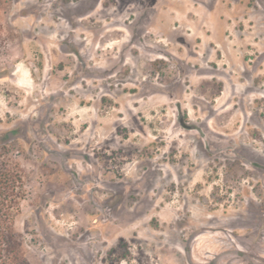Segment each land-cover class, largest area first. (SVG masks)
Wrapping results in <instances>:
<instances>
[{
    "label": "rangeland",
    "instance_id": "obj_1",
    "mask_svg": "<svg viewBox=\"0 0 264 264\" xmlns=\"http://www.w3.org/2000/svg\"><path fill=\"white\" fill-rule=\"evenodd\" d=\"M3 146L31 264H264V0H0Z\"/></svg>",
    "mask_w": 264,
    "mask_h": 264
},
{
    "label": "trees",
    "instance_id": "obj_2",
    "mask_svg": "<svg viewBox=\"0 0 264 264\" xmlns=\"http://www.w3.org/2000/svg\"><path fill=\"white\" fill-rule=\"evenodd\" d=\"M20 151V148H17ZM25 170L6 146L0 149V264H31L17 227L27 193Z\"/></svg>",
    "mask_w": 264,
    "mask_h": 264
}]
</instances>
